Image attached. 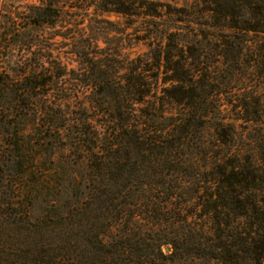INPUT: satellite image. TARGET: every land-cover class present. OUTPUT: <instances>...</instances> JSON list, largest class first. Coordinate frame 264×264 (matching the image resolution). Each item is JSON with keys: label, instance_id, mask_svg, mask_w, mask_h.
I'll return each instance as SVG.
<instances>
[{"label": "trees", "instance_id": "trees-1", "mask_svg": "<svg viewBox=\"0 0 264 264\" xmlns=\"http://www.w3.org/2000/svg\"><path fill=\"white\" fill-rule=\"evenodd\" d=\"M153 12L0 0V264H264V0Z\"/></svg>", "mask_w": 264, "mask_h": 264}, {"label": "rangeland", "instance_id": "rangeland-1", "mask_svg": "<svg viewBox=\"0 0 264 264\" xmlns=\"http://www.w3.org/2000/svg\"><path fill=\"white\" fill-rule=\"evenodd\" d=\"M148 1L153 3L154 12L152 14L156 16L155 17L156 21L166 20L167 14L169 12L173 13V10L181 4V0H148ZM9 2H11V4H13L14 7L18 9L19 11H23L25 6L35 3L36 0H9ZM123 3H124V0H123ZM88 13H89V18L92 17V13H93L92 10H90ZM105 20L109 22L108 24L105 25V27L108 28L109 31L112 32L109 34L108 38L111 40H116V39L121 40L120 44H122V48H125V51L123 50L122 52L124 53L132 52L133 54L134 53L136 54V53H141L145 50L142 44L134 43L136 42V39H135L136 36L139 35V33H137L136 35L134 31L135 30H141V31L145 30V24L143 23L146 21H143L141 17H133V19H131L130 21L129 19H126L122 15L110 14L108 16H105ZM133 21L135 23H132ZM127 22L128 24L132 23V25L129 26ZM48 32L62 34V32H64V29L60 28V26L58 25L56 29L50 30ZM54 41L60 42L61 38L56 37ZM131 42H133V44L135 45H133L132 49H128L130 46L129 44ZM99 45L101 47L105 46L102 42H100ZM67 49L68 48H63V46L56 47V51H60L61 58L64 61L66 60V62L69 63L71 67L76 68L77 63L75 62L74 58H72L68 53H66L68 52Z\"/></svg>", "mask_w": 264, "mask_h": 264}]
</instances>
